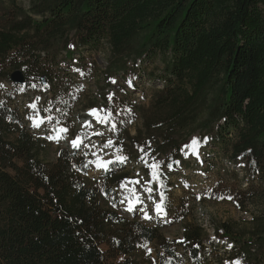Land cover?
<instances>
[{
  "label": "trees",
  "instance_id": "obj_1",
  "mask_svg": "<svg viewBox=\"0 0 264 264\" xmlns=\"http://www.w3.org/2000/svg\"><path fill=\"white\" fill-rule=\"evenodd\" d=\"M105 50V69L83 55ZM156 60L163 63L161 88H152L147 105L130 101L127 89L138 87L129 74L142 68L138 62ZM17 71L22 83L13 81ZM87 73L104 80L96 86L103 102L115 93L112 103L141 117L135 134L128 120L117 122L118 143L131 160L140 161L144 146L148 163L158 161L162 202L183 224L182 239L110 206L115 188L132 175L122 164L91 183L78 151L62 148L55 161L45 160L48 142L30 128L32 109L12 96L40 94L44 120L71 127L77 100L88 96ZM117 77L125 84L117 80L114 92ZM0 84V264L120 257L118 264H264V224L245 230L220 222L219 241L208 240L195 206L176 204L169 190L171 176L191 169L186 158L195 153L185 145L200 127L217 147L202 152L206 169H216L207 196L242 210L264 207V0H0Z\"/></svg>",
  "mask_w": 264,
  "mask_h": 264
},
{
  "label": "rangeland",
  "instance_id": "obj_2",
  "mask_svg": "<svg viewBox=\"0 0 264 264\" xmlns=\"http://www.w3.org/2000/svg\"><path fill=\"white\" fill-rule=\"evenodd\" d=\"M83 55L87 56V62L96 60L99 64V68H106L107 58L109 56L108 50L96 54L93 53L92 55L84 51ZM139 63L140 62H138L137 66H142V68L135 73L129 74V79L133 80L138 88L135 90L127 89V92L130 94V101L147 105L152 88H161L162 86L158 81L159 78L157 75L161 74L163 63L161 60H156L155 63L147 61L144 65ZM131 64L132 62L130 61L129 65ZM99 80L104 82L101 77L96 80V78H90V73L86 74L84 88L86 92H88V96L82 100H77V103L75 104L77 114L74 116L75 123L71 127H67L59 120L54 119H52L51 122L44 120L39 126H35V121L32 118H41L42 116L40 113L42 111H37L36 109L31 108L32 121L30 128L34 132H41L42 138L46 139L48 142L45 160L50 162L55 161L58 151L62 148L76 150L80 156L86 158V163L89 166L87 180L91 183L94 181L100 182L99 179L104 176V173L109 170L112 165L122 164L132 172V175L128 182H126L127 187L120 186L119 188H115L114 193L110 197V206L112 205L114 209L127 218L137 219L152 225H160L162 233L168 239H182L183 224L175 221L173 215L167 210L169 209L168 206L163 205V191L160 189V179H154L151 170L144 171V169H147L148 167L143 161L131 160L129 153L125 151L126 149H123L118 143V136L122 128L116 126L117 122L128 120L126 128H129L131 133L135 134L136 128L142 125L141 117L134 116L132 111L126 107H122L117 100L114 101V103L110 101L112 105L109 104L110 102H103L102 98L99 97V95L103 93L98 91L96 87ZM117 80L120 82V85H122L121 83L125 84L119 77L114 79L116 84ZM115 83L112 81V86ZM102 84L98 85L104 86ZM6 86L10 87L9 84ZM114 86L116 87V85ZM109 90L110 89L107 88L104 92H109ZM117 91L118 87H116L114 92ZM114 94L115 93H108L107 95L113 96ZM26 95L28 96L27 100L25 97ZM17 96L18 98L12 96L15 104H24L25 102L24 107L30 108L29 105L35 102L37 108L40 110L39 104L42 98L40 94H34L33 91H30L28 94H18ZM38 97L39 100H37ZM47 97L49 98L50 95L48 94ZM92 100H97L98 104L94 106L89 105V101ZM92 109L106 110L97 113V115L102 118L107 116L110 112L111 118L109 119V122L107 124L101 123L96 115L90 114ZM116 117L118 119H116ZM87 122H91L90 125ZM113 125H115L114 128ZM59 128H67L68 131L66 133H60L59 135L61 138L58 140L50 139V137L57 135V129ZM78 137L82 138V143L79 148H76L73 146L72 141L77 140ZM193 138L198 139L199 147L195 152L189 147V150L195 153L186 158L188 162H191V169L180 171L178 177L171 176L175 185L169 189L171 191L170 196L172 197V200H175L176 204H178V202L185 203L187 208L195 206L194 217L199 224L205 228L208 234V240L215 239L214 228L220 222L227 221L235 224L238 228H243L245 230L253 228L258 224H264V207L258 208L256 206H249L246 210H242L231 201H217L207 196L208 191L211 190L210 188L214 187L217 182L215 174L216 169L214 171L206 169V163L203 159L205 154L202 152L217 150V147L208 143V136L201 133L200 127H195L193 132H191L190 144ZM109 140L115 142L113 147H105ZM116 148H121V151L117 153ZM188 153L190 152L188 151ZM208 154L214 156L213 152ZM117 155L125 156L128 159L124 163L117 162L109 165L107 170L98 168L96 163H90L91 161L99 162L101 158L104 161L115 160ZM195 160H197V163ZM156 163H158V161H156ZM226 164L229 168L240 171L239 168H234L228 163ZM183 176H189V178L186 179ZM134 180H139V183H132L131 181ZM148 189H151V191H148ZM161 203L166 215H160L156 211V205ZM216 239L214 241H216ZM206 244L208 245L209 241H207ZM217 244H219L220 247L223 246L225 249L230 248L229 244L227 245L226 243L222 244V242H220ZM102 249L105 250V247H102ZM121 260L122 257L116 260L110 258L106 264H118ZM225 263L228 264L229 262L226 261Z\"/></svg>",
  "mask_w": 264,
  "mask_h": 264
},
{
  "label": "snow or ice",
  "instance_id": "obj_3",
  "mask_svg": "<svg viewBox=\"0 0 264 264\" xmlns=\"http://www.w3.org/2000/svg\"><path fill=\"white\" fill-rule=\"evenodd\" d=\"M77 71H79V69H77ZM113 83H115V81H113ZM3 87H4V85L0 84V88H3ZM31 87L35 88L37 86L36 85H31ZM18 90L21 91V92L25 91V86L24 85H20L19 88H18ZM108 99L111 101L112 96L110 95ZM37 100H39V97L37 98ZM65 103H67V101H65ZM29 107L32 108V109H36L37 111H39V109L37 108V104L35 102H33L32 104H30ZM44 111L50 112L51 111V108H46V109H44ZM101 111H106V110L92 109L90 111V114L96 115L97 116V119L101 123L107 124L109 122V119L111 118V113L109 112L107 116H105V117L102 118L101 116L97 115V113L98 112H101ZM32 119H34V121H35V126H39L41 123L44 122V118L43 117H41V118H35V117H33ZM47 119H48L49 122H51L52 119H53V117L52 116H48ZM87 123L90 125L91 122H87ZM114 127H115V125H113V128ZM67 131H68L67 128H59V129H57V135L56 136H53V137H50V139L58 140V139L61 138L59 134L60 133H66ZM72 143H73V146L74 147L79 148L80 147V144L82 143V138L81 137H78L77 140L72 141ZM114 144H115L114 141L109 140V141H107L105 147H113ZM150 144H151V142L149 141L148 142V145L150 146ZM185 147H190L195 152L198 149V147H199V141H198V139L197 138H193L191 144L185 145ZM138 148H139V151L143 154V155H141L140 160L143 161L144 164L151 169V174H152L153 178L154 179H159V175H158V172H157V169L159 167V164L158 163H155V162H153L152 164H149L148 163V157L151 155V152L150 151L149 152H146L144 146H138ZM120 151H121V148H116V152L117 153H119ZM127 159L128 158L125 157V156L117 155L115 157V160L104 161L101 158L99 160V162L91 161L90 163H96V166L98 168H103V169L107 170L108 167H109V165H112V164L117 163V162L124 163ZM152 159H153V161H155V158L154 157ZM131 182L138 184L139 183V180H134V181H131ZM122 186L123 187H127V183L122 184ZM148 191H151V189H148ZM221 198H223V197H221ZM228 199H231V197H228ZM156 211L160 215H166V212L163 209L162 203L156 205ZM145 247H147V245H145ZM149 251H151V250L149 249ZM234 264H240V261L237 260V261L234 262Z\"/></svg>",
  "mask_w": 264,
  "mask_h": 264
},
{
  "label": "water",
  "instance_id": "obj_4",
  "mask_svg": "<svg viewBox=\"0 0 264 264\" xmlns=\"http://www.w3.org/2000/svg\"><path fill=\"white\" fill-rule=\"evenodd\" d=\"M13 81L14 82H19V83H22L24 80H23V77H22V74L21 72L17 71L13 74Z\"/></svg>",
  "mask_w": 264,
  "mask_h": 264
},
{
  "label": "built area",
  "instance_id": "obj_5",
  "mask_svg": "<svg viewBox=\"0 0 264 264\" xmlns=\"http://www.w3.org/2000/svg\"><path fill=\"white\" fill-rule=\"evenodd\" d=\"M216 241H219V239H216Z\"/></svg>",
  "mask_w": 264,
  "mask_h": 264
}]
</instances>
